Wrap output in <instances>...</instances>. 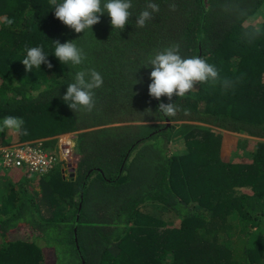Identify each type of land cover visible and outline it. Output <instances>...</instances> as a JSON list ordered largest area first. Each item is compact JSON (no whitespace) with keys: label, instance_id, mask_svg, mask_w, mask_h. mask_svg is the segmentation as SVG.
<instances>
[{"label":"trees","instance_id":"obj_1","mask_svg":"<svg viewBox=\"0 0 264 264\" xmlns=\"http://www.w3.org/2000/svg\"><path fill=\"white\" fill-rule=\"evenodd\" d=\"M153 2L143 28L147 0H132L123 31L105 13L78 34L49 0H0V122L16 116L28 131H0V146L51 153L48 139L74 133L80 156L66 178L54 161L37 176L0 161V264H264V0ZM55 41L87 59L61 64ZM172 44L221 81L151 97L148 60ZM41 45L52 68L26 70V49ZM88 68L104 83L91 112H74L63 96ZM169 102L182 110L165 116ZM219 131L239 135L234 160L221 158Z\"/></svg>","mask_w":264,"mask_h":264},{"label":"clouds","instance_id":"obj_2","mask_svg":"<svg viewBox=\"0 0 264 264\" xmlns=\"http://www.w3.org/2000/svg\"><path fill=\"white\" fill-rule=\"evenodd\" d=\"M49 5L54 8L55 18L78 34L89 29L92 31V27L100 23V17L105 13L110 17L112 28L123 31L133 15L131 11L133 8L132 0H103V2L102 0H49ZM169 7L171 10H175L174 4L169 5ZM159 11L160 6L158 3L147 0L145 9L135 19L136 26L138 28L145 27L148 21L154 19L153 14ZM8 23L11 24L12 21L9 20ZM54 43L56 45L54 56L61 64L70 63L73 66H79L87 59L84 49L78 47L75 41L65 43L55 41ZM48 57L44 53L42 45L30 47L26 49V57L21 62L28 71L33 68L40 69L42 64L51 69L52 64L49 62ZM148 64L152 69L148 93L157 100H160L161 97H167L169 101H172L173 96L184 97L187 93L193 91L198 84L209 82L215 84L221 81L220 72L214 64L209 63L203 57H182L179 44H172L156 52L154 56L149 58ZM103 83L102 74L95 68L79 70L74 75V82L67 85L63 101L74 112L80 110L91 112L96 104L95 90L102 87ZM223 83L227 85L228 81L224 80ZM158 110L165 116L171 117L182 109L178 104L169 102L167 104L160 103ZM24 123L22 118L8 115L0 122V131L9 129L27 135L28 131L24 128ZM189 124L194 125L195 123ZM48 140L53 141L54 144L53 147L48 149L51 153H44L53 156L56 164H62L60 169L64 178L75 176V169L80 158L74 150L75 134L64 133ZM30 143L35 144L36 142H14L0 146L1 164L6 154L10 157L14 155V149L22 153L24 148L43 152L38 146L36 148L31 147ZM22 153H18V157L13 160V167L7 170L24 165L26 166L25 169L31 171L35 176L46 175L53 170L52 168L45 173L32 170L29 161L21 157ZM17 159L20 161V165L14 166ZM65 168L68 170H65Z\"/></svg>","mask_w":264,"mask_h":264},{"label":"built area","instance_id":"obj_3","mask_svg":"<svg viewBox=\"0 0 264 264\" xmlns=\"http://www.w3.org/2000/svg\"><path fill=\"white\" fill-rule=\"evenodd\" d=\"M67 150V149H65ZM14 155L9 156L8 154L5 155V158L2 165L5 169L13 167V160L15 157H18V153H22L17 151L16 149L13 150ZM66 153V151H65ZM22 158H25L29 161V166L32 170L38 171L39 173H45L52 167V162L55 160L53 156L48 155L40 150H30V149H23V153L21 154ZM20 165V161L17 159L14 163V166Z\"/></svg>","mask_w":264,"mask_h":264},{"label":"rangeland","instance_id":"obj_4","mask_svg":"<svg viewBox=\"0 0 264 264\" xmlns=\"http://www.w3.org/2000/svg\"><path fill=\"white\" fill-rule=\"evenodd\" d=\"M220 133L223 135V143H222V146H221V153H220L221 154V158L224 161L234 160L235 159V156H236L234 154L235 147H236L235 144H236V140H237V138H238L239 135L232 134V133H227V132H224V131L223 132H220ZM13 142H16V141H11L8 144H11ZM175 148L176 149H180L181 146L180 145H176ZM65 170H68V169L65 168ZM33 231H35V233H38L37 230H33ZM29 232L31 234V231L30 230H29ZM30 234H28V235L30 236ZM49 250L52 251L51 249H49Z\"/></svg>","mask_w":264,"mask_h":264}]
</instances>
